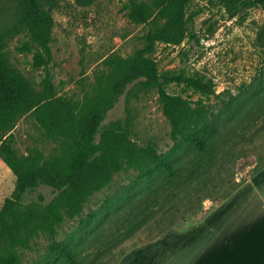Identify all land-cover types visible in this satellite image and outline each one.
Wrapping results in <instances>:
<instances>
[{
  "label": "rangeland",
  "instance_id": "obj_1",
  "mask_svg": "<svg viewBox=\"0 0 264 264\" xmlns=\"http://www.w3.org/2000/svg\"><path fill=\"white\" fill-rule=\"evenodd\" d=\"M137 1L155 4V0ZM128 2L96 0L82 6L75 0H56L52 59L41 61L34 44L29 50L23 48L31 41L26 31L8 40L7 56L40 98L49 95L51 81L56 95L82 102L99 86L110 55L130 56L144 46L149 30L165 20L155 10L148 22H138ZM11 5L12 0H0V21L9 18ZM188 14L185 39L177 44L159 42L152 57L161 72H199L213 80L220 96H205L175 81L166 82L165 87L172 95L208 107L221 131L216 156L208 171L187 180L175 193H166L160 204L154 202L140 218L137 215L143 210L138 208L147 207V201L156 196L149 186L133 184L138 175L134 169L117 173L111 184L90 197L80 217L66 219L60 227L59 239L76 233L82 264H244L242 258L263 237V199L256 200L252 190L246 201L240 199L251 187L245 184L249 177L264 180V173L255 175L264 168V93L252 86L264 69V5L193 0ZM229 101L235 104L227 106ZM110 129H127L138 143L154 144L160 151H170L175 143L160 93L144 79L129 84L117 97L96 139ZM12 132V144L20 154L34 152L46 160L61 153L59 143L30 111L19 117ZM193 154L186 147L172 153V159L186 165ZM15 183L11 167L0 154V201L13 192ZM241 185L245 188L225 200ZM58 192L40 184L29 189L23 201L47 204ZM126 194L133 198L129 203ZM107 200L117 210H107ZM94 210L101 215L95 228L79 231L81 217ZM129 217L139 224L135 230H124ZM171 223L176 226L151 239ZM51 242V235L43 233L23 248L25 263L65 264L52 253Z\"/></svg>",
  "mask_w": 264,
  "mask_h": 264
},
{
  "label": "trees",
  "instance_id": "obj_2",
  "mask_svg": "<svg viewBox=\"0 0 264 264\" xmlns=\"http://www.w3.org/2000/svg\"><path fill=\"white\" fill-rule=\"evenodd\" d=\"M75 1L89 6L96 0ZM192 1L155 0L154 6H150L129 0L131 16L136 21L148 22L158 10L157 17L164 18V22L154 25L144 46L130 56L110 55L105 60V70L99 76L95 92L82 102H74L56 95L51 81H48L49 95L40 98L30 80L12 65L5 51L10 38L26 31L31 41H26L23 48L29 50L34 44L40 50L38 58L48 63L53 56L56 0H12L9 18L0 21V154L11 167L16 183L13 192L0 201V264H26L23 248L30 247L43 233L51 235L50 247L57 259L65 264H82L75 244L76 233L70 239H59L60 227L66 219L80 217L90 197L111 184L115 175L123 170L137 171L133 184L149 186L156 196V200L147 201V207L138 208L143 210L137 215L139 218L148 214L154 202L160 204L166 193H175V189L187 180L208 171L220 144V127L205 104L199 102L195 105L188 99L170 94L165 83H183L205 96H220V93L207 75L174 70L161 72L152 57L159 42L177 44L185 39ZM225 1L234 6L238 3L264 5V0ZM140 79L157 87L160 93L175 141L170 151H160L154 144L138 143L127 129L106 130L99 140L96 139L108 109L129 84ZM252 86L264 93V69ZM231 104L235 103L229 101L227 106ZM29 111L45 132L59 143V155L41 160L34 152H17L12 144V131L19 117ZM186 147L194 151L186 165L172 159V153ZM40 184L52 186L59 192L47 204L25 203L23 195ZM126 197L128 203L133 200L129 194ZM107 201V210H117L112 200ZM100 218L96 210L81 217L79 231L94 229ZM124 225V230L131 231L139 224L129 217ZM175 226L176 223H171L151 239Z\"/></svg>",
  "mask_w": 264,
  "mask_h": 264
},
{
  "label": "crops",
  "instance_id": "obj_3",
  "mask_svg": "<svg viewBox=\"0 0 264 264\" xmlns=\"http://www.w3.org/2000/svg\"><path fill=\"white\" fill-rule=\"evenodd\" d=\"M260 173V174H259ZM264 173V168L260 170V172L256 173L255 175H257L258 177ZM256 176V177H257ZM251 184V187L242 195V199L240 200H244L246 201V197L248 196L249 194V191L252 190V192L256 195V200L257 199H263L264 201V180L263 182H259L257 181L253 176L249 177L245 184ZM245 186L244 185H241L237 190H235L228 198H226L225 200L227 199H231V198H234L237 194V192H240L242 189H244ZM241 198V197H240ZM224 200V201H225ZM223 201V202H224ZM252 205V204H251ZM250 205V206H251ZM263 207H264V202H263ZM248 214V213H247ZM256 217H258V215L256 214ZM262 230H263V237L262 239L255 243L253 245V248L251 250L248 251V253L246 254V257H243L242 260H244V264H264V224H263V227H262ZM249 242H250V239L249 237L247 236V246L249 247Z\"/></svg>",
  "mask_w": 264,
  "mask_h": 264
}]
</instances>
